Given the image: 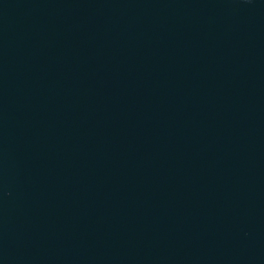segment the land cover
Wrapping results in <instances>:
<instances>
[{
  "label": "water",
  "instance_id": "1",
  "mask_svg": "<svg viewBox=\"0 0 264 264\" xmlns=\"http://www.w3.org/2000/svg\"><path fill=\"white\" fill-rule=\"evenodd\" d=\"M0 264H264V0H0Z\"/></svg>",
  "mask_w": 264,
  "mask_h": 264
}]
</instances>
